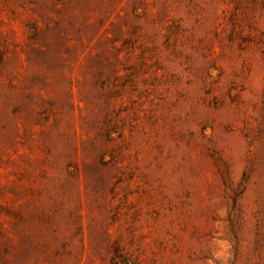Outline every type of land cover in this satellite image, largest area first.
<instances>
[{
  "label": "rangeland",
  "instance_id": "374dc122",
  "mask_svg": "<svg viewBox=\"0 0 264 264\" xmlns=\"http://www.w3.org/2000/svg\"><path fill=\"white\" fill-rule=\"evenodd\" d=\"M0 264H264V0H0Z\"/></svg>",
  "mask_w": 264,
  "mask_h": 264
}]
</instances>
